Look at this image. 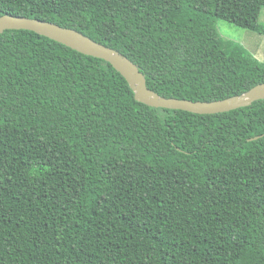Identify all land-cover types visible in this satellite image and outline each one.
Segmentation results:
<instances>
[{
	"label": "trees",
	"instance_id": "trees-1",
	"mask_svg": "<svg viewBox=\"0 0 264 264\" xmlns=\"http://www.w3.org/2000/svg\"><path fill=\"white\" fill-rule=\"evenodd\" d=\"M264 0H0L74 29L192 102L264 83L216 21L264 36ZM0 264H264V100L146 106L104 60L0 34Z\"/></svg>",
	"mask_w": 264,
	"mask_h": 264
},
{
	"label": "water",
	"instance_id": "water-1",
	"mask_svg": "<svg viewBox=\"0 0 264 264\" xmlns=\"http://www.w3.org/2000/svg\"><path fill=\"white\" fill-rule=\"evenodd\" d=\"M6 30L30 31L82 55L106 61L125 79L134 93V99L149 107L174 109L198 115H214L248 107L253 102L264 100V83L254 86L243 95L220 101L192 102L163 98L147 88L145 78L129 59L74 29L37 19L4 15L0 17V34Z\"/></svg>",
	"mask_w": 264,
	"mask_h": 264
},
{
	"label": "rangeland",
	"instance_id": "rangeland-1",
	"mask_svg": "<svg viewBox=\"0 0 264 264\" xmlns=\"http://www.w3.org/2000/svg\"><path fill=\"white\" fill-rule=\"evenodd\" d=\"M260 20L264 23V10ZM216 27L223 38L232 40L245 47L255 58L264 62V36L237 28L224 21H216Z\"/></svg>",
	"mask_w": 264,
	"mask_h": 264
}]
</instances>
